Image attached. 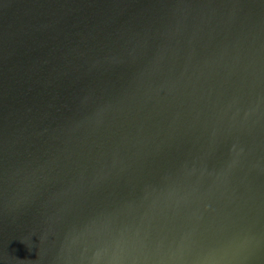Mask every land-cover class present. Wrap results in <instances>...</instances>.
I'll list each match as a JSON object with an SVG mask.
<instances>
[{
  "label": "water",
  "instance_id": "95a60500",
  "mask_svg": "<svg viewBox=\"0 0 264 264\" xmlns=\"http://www.w3.org/2000/svg\"><path fill=\"white\" fill-rule=\"evenodd\" d=\"M0 264H264V0H0Z\"/></svg>",
  "mask_w": 264,
  "mask_h": 264
}]
</instances>
